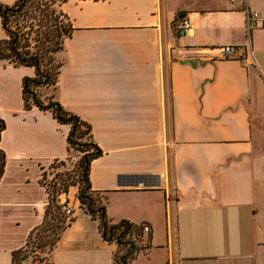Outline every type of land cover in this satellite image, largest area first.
Instances as JSON below:
<instances>
[{"label": "crops", "instance_id": "1", "mask_svg": "<svg viewBox=\"0 0 264 264\" xmlns=\"http://www.w3.org/2000/svg\"><path fill=\"white\" fill-rule=\"evenodd\" d=\"M61 8L74 30L53 93L92 125L103 154L90 180L108 216L150 228L130 264H264V0H67ZM248 11L260 13L250 29ZM185 18L192 25L182 34ZM6 37L0 15V42ZM248 37L253 58L215 54ZM27 76L34 67L0 58V264H13L44 220L52 164L73 153L69 124L25 109ZM69 198L74 220L51 264H116L118 244L80 207L76 186Z\"/></svg>", "mask_w": 264, "mask_h": 264}, {"label": "trees", "instance_id": "2", "mask_svg": "<svg viewBox=\"0 0 264 264\" xmlns=\"http://www.w3.org/2000/svg\"><path fill=\"white\" fill-rule=\"evenodd\" d=\"M66 1L16 0L13 5L0 3L2 25L7 33V37L0 42V58L13 65H27L35 69V76H27L23 81L25 109L38 107L51 111L59 122L69 124V148L75 154L72 155L79 156L76 161L71 156L66 161L58 160L52 164L54 177L48 183L49 204L44 220L32 230L27 243L13 252V264L21 262L37 248L45 252V260L51 264L49 254L64 229L74 220L65 210L71 203L69 191L72 186L78 188L80 207L99 220L103 236L118 244L116 264H130L136 254L146 248L144 226L127 219L115 222L108 216L107 197L94 190L90 180L91 163L103 154L94 138L92 125L67 110L53 93L63 65L60 53L65 40L74 30L69 16L61 8ZM43 87L51 90L44 96L40 93ZM4 127L5 122L0 118V140ZM6 160V153L0 147V180Z\"/></svg>", "mask_w": 264, "mask_h": 264}, {"label": "built area", "instance_id": "3", "mask_svg": "<svg viewBox=\"0 0 264 264\" xmlns=\"http://www.w3.org/2000/svg\"><path fill=\"white\" fill-rule=\"evenodd\" d=\"M257 18H260V13L258 11H248V28L252 27V23ZM191 21L189 18H185L183 21V26L180 30L182 34H185L189 29H191ZM217 56H221L223 58H230V59H239L242 61H246L249 58H253V50L250 43V37H248L247 42L241 45L235 44H224L218 46L214 49ZM66 214L69 217L73 216L74 208L71 204L67 205ZM150 228L149 226H144V230L148 231Z\"/></svg>", "mask_w": 264, "mask_h": 264}, {"label": "rangeland", "instance_id": "4", "mask_svg": "<svg viewBox=\"0 0 264 264\" xmlns=\"http://www.w3.org/2000/svg\"><path fill=\"white\" fill-rule=\"evenodd\" d=\"M51 90H48L46 88H40V93L44 96L47 93H49ZM74 154V153H73ZM81 154V153H80ZM75 155V154H74ZM73 156V155H72ZM73 157H71L72 159ZM54 177V175L49 179V182H51V179ZM52 236V235H51ZM50 236V237H51ZM49 237V236H48ZM47 237H44V239H46ZM28 257L25 258L24 260H22L21 262L18 263V261L16 262V264H48V261L45 260V252L41 251L37 248V251H35V249H33L31 252L28 253Z\"/></svg>", "mask_w": 264, "mask_h": 264}]
</instances>
